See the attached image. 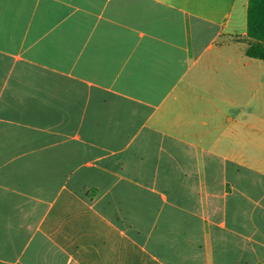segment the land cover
<instances>
[{
  "label": "crops",
  "instance_id": "obj_1",
  "mask_svg": "<svg viewBox=\"0 0 264 264\" xmlns=\"http://www.w3.org/2000/svg\"><path fill=\"white\" fill-rule=\"evenodd\" d=\"M248 5L0 0V264H264Z\"/></svg>",
  "mask_w": 264,
  "mask_h": 264
},
{
  "label": "trees",
  "instance_id": "obj_2",
  "mask_svg": "<svg viewBox=\"0 0 264 264\" xmlns=\"http://www.w3.org/2000/svg\"><path fill=\"white\" fill-rule=\"evenodd\" d=\"M247 38L246 55L264 61V0H249Z\"/></svg>",
  "mask_w": 264,
  "mask_h": 264
}]
</instances>
